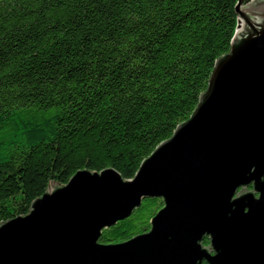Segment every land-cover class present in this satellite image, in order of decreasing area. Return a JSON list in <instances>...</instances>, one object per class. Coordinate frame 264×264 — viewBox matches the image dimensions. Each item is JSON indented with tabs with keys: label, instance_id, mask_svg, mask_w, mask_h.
I'll return each instance as SVG.
<instances>
[{
	"label": "trees",
	"instance_id": "trees-1",
	"mask_svg": "<svg viewBox=\"0 0 264 264\" xmlns=\"http://www.w3.org/2000/svg\"><path fill=\"white\" fill-rule=\"evenodd\" d=\"M237 2L0 0V223L78 170L132 178L195 109ZM162 206L144 198L99 242L149 230Z\"/></svg>",
	"mask_w": 264,
	"mask_h": 264
},
{
	"label": "water",
	"instance_id": "water-1",
	"mask_svg": "<svg viewBox=\"0 0 264 264\" xmlns=\"http://www.w3.org/2000/svg\"><path fill=\"white\" fill-rule=\"evenodd\" d=\"M235 12L230 49L188 119L130 179L108 167L49 184L0 223V264H264V0ZM149 197L163 200L149 230L99 242Z\"/></svg>",
	"mask_w": 264,
	"mask_h": 264
}]
</instances>
